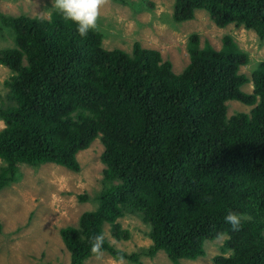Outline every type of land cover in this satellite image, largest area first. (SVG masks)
<instances>
[{
    "label": "trees",
    "instance_id": "trees-1",
    "mask_svg": "<svg viewBox=\"0 0 264 264\" xmlns=\"http://www.w3.org/2000/svg\"><path fill=\"white\" fill-rule=\"evenodd\" d=\"M201 9L219 27L233 23L264 39V0H175L173 19ZM41 17L0 14L14 42L0 47V64L13 72L11 103L0 107V192L18 181L22 164L80 171L78 153L100 138L98 206L60 228L70 264L95 255L90 238L104 235L105 223L128 239L118 220L129 213L150 225L152 243L127 252L104 236L102 252L115 259L140 263L164 250L180 264L228 235L216 264H264V60L250 78L241 72L250 56L231 35L217 49L192 33L190 63L176 73L158 49H108L98 27L82 38L60 13ZM230 100L254 107L229 116ZM229 211L246 217L240 230L224 222Z\"/></svg>",
    "mask_w": 264,
    "mask_h": 264
},
{
    "label": "rangeland",
    "instance_id": "rangeland-1",
    "mask_svg": "<svg viewBox=\"0 0 264 264\" xmlns=\"http://www.w3.org/2000/svg\"><path fill=\"white\" fill-rule=\"evenodd\" d=\"M175 0H107L100 9L97 27L104 34V46L132 52L135 42L158 49L181 73L190 63L189 37L197 33L200 46L210 43L222 47L225 35H231L240 49L250 56L241 72L251 78L252 72L264 60V39L251 29L233 23L219 27L210 14L197 10L195 18L182 22L173 19ZM52 0H0V14L48 17ZM14 45L10 30L0 18V47ZM13 72L0 64V107L11 103L6 81ZM252 81L243 86L253 91ZM228 115L250 113L254 106L230 100ZM5 126L0 119V130ZM104 145L100 138L78 153L80 171L46 162L39 166L22 164L18 181L0 192V264H70L69 250L60 235V228L76 226L83 212L98 206L97 196L105 186L101 155ZM4 161L0 158V166ZM128 239L116 238L111 224H104V236L117 248L127 252L148 247L150 225L139 213H129L118 220ZM228 235L205 243L206 254L197 259H182L180 264H216L215 256L222 253ZM229 253V252H228ZM84 264H175L164 250L153 257L142 256L141 262L115 259L108 251L88 258Z\"/></svg>",
    "mask_w": 264,
    "mask_h": 264
},
{
    "label": "clouds",
    "instance_id": "clouds-1",
    "mask_svg": "<svg viewBox=\"0 0 264 264\" xmlns=\"http://www.w3.org/2000/svg\"><path fill=\"white\" fill-rule=\"evenodd\" d=\"M106 3L107 0H52L51 9L60 13L65 21L75 24V31L80 37L84 38L97 27L100 9ZM41 18L47 17L42 15ZM245 218L237 212L229 211L224 217V222L231 226L232 231H238ZM104 241L103 234H96L91 237V252L97 256L101 255Z\"/></svg>",
    "mask_w": 264,
    "mask_h": 264
}]
</instances>
